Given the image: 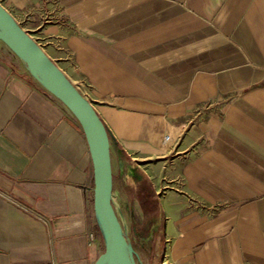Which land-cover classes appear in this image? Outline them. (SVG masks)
<instances>
[{
	"label": "crops",
	"instance_id": "obj_1",
	"mask_svg": "<svg viewBox=\"0 0 264 264\" xmlns=\"http://www.w3.org/2000/svg\"><path fill=\"white\" fill-rule=\"evenodd\" d=\"M0 5L95 107L112 158L151 180L159 241L133 245L137 264H264V0ZM104 249L83 126L0 39V264Z\"/></svg>",
	"mask_w": 264,
	"mask_h": 264
},
{
	"label": "water",
	"instance_id": "obj_2",
	"mask_svg": "<svg viewBox=\"0 0 264 264\" xmlns=\"http://www.w3.org/2000/svg\"><path fill=\"white\" fill-rule=\"evenodd\" d=\"M0 39L6 42L65 102L80 120L93 161L94 204L105 249L94 264H127L122 252L124 229L113 199L111 137L92 103L65 73L25 34L0 5ZM130 255L134 253L129 246ZM134 258V257H133ZM131 259V258H130Z\"/></svg>",
	"mask_w": 264,
	"mask_h": 264
},
{
	"label": "rangeland",
	"instance_id": "obj_3",
	"mask_svg": "<svg viewBox=\"0 0 264 264\" xmlns=\"http://www.w3.org/2000/svg\"><path fill=\"white\" fill-rule=\"evenodd\" d=\"M112 169H113V199L115 207L119 213L121 212L120 219L124 229V242L128 245H134L136 251L141 256L143 254V250L140 249V242L146 241L148 248V255L150 247L153 244H157L159 239L158 235L151 240V234L144 235V233H138V226L143 227L140 228L144 230L145 216L141 205L138 202H134L133 198L128 193L127 187L132 184V174L135 169V165L133 162H130L126 159H120L118 155L114 153L112 158ZM137 204V205H136ZM157 226L153 224L150 226L147 232ZM155 246V245H154ZM160 251L159 247L157 249ZM130 254V253H129ZM135 253H131L130 258L131 261L127 264H137L135 260ZM134 257V258H133Z\"/></svg>",
	"mask_w": 264,
	"mask_h": 264
},
{
	"label": "trees",
	"instance_id": "obj_4",
	"mask_svg": "<svg viewBox=\"0 0 264 264\" xmlns=\"http://www.w3.org/2000/svg\"><path fill=\"white\" fill-rule=\"evenodd\" d=\"M134 182L128 185L127 190L132 198H136L144 212L145 220L143 223L144 230L140 229L143 227L138 226V233H144V235L151 234V240L154 239L159 232L155 231L154 228L147 232L149 227L153 224L160 225L162 222V210L160 200L157 196L156 190L151 180L143 173L140 168L135 167L132 174Z\"/></svg>",
	"mask_w": 264,
	"mask_h": 264
},
{
	"label": "bare ground",
	"instance_id": "obj_5",
	"mask_svg": "<svg viewBox=\"0 0 264 264\" xmlns=\"http://www.w3.org/2000/svg\"><path fill=\"white\" fill-rule=\"evenodd\" d=\"M119 215H121V212L119 211L118 213ZM122 252L125 256V259H126V262H130L131 259H130V248L129 246L124 242V240H122Z\"/></svg>",
	"mask_w": 264,
	"mask_h": 264
},
{
	"label": "built area",
	"instance_id": "obj_6",
	"mask_svg": "<svg viewBox=\"0 0 264 264\" xmlns=\"http://www.w3.org/2000/svg\"><path fill=\"white\" fill-rule=\"evenodd\" d=\"M171 138L172 136L170 133H165L161 140L162 146H169L171 144Z\"/></svg>",
	"mask_w": 264,
	"mask_h": 264
}]
</instances>
